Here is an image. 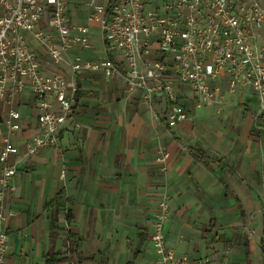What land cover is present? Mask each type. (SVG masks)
<instances>
[{"label":"crops","instance_id":"1","mask_svg":"<svg viewBox=\"0 0 264 264\" xmlns=\"http://www.w3.org/2000/svg\"><path fill=\"white\" fill-rule=\"evenodd\" d=\"M68 7L73 26L89 24L90 47L73 45L55 63L26 32L44 71L61 70L79 88L57 143L26 155L24 142L41 132L36 97L23 91L0 99V153L8 135L20 147L7 159L17 172L0 208L5 264H46L58 251L71 264H157L149 231L163 196L167 241L187 264H264V102L256 89L222 84L220 102L196 106L191 86L170 73L187 112L171 126L166 98L148 103L120 74L72 71L78 58L121 56L100 24L88 21L89 0H68ZM38 27L54 31L49 16ZM256 45L264 50V29ZM150 51L157 57L156 41ZM13 109L22 127L9 134Z\"/></svg>","mask_w":264,"mask_h":264},{"label":"built area","instance_id":"2","mask_svg":"<svg viewBox=\"0 0 264 264\" xmlns=\"http://www.w3.org/2000/svg\"><path fill=\"white\" fill-rule=\"evenodd\" d=\"M89 6L88 21L100 24L111 52L118 53L121 61L78 58L71 63L72 71L120 74L127 90H141L148 103L155 97L166 98L169 125L187 117L177 102L170 73L191 86L196 106L220 102L222 84L230 91L251 86L264 102V50L256 45L259 30L264 29V0H89ZM46 16L51 18L53 32L38 27ZM26 32H32L51 60L59 63L73 45L90 47L89 24H71L68 0H0V99L23 91L36 97L41 132L23 144L25 154L34 155L57 143L79 88L61 70L44 71ZM154 41L157 57H147ZM9 115L12 134L22 127L21 114L13 109ZM10 138L5 137L0 153V208L17 172L16 164L7 159L20 147ZM166 157L165 153L160 159ZM168 219L169 202L163 196L149 231L157 264H187V257L178 256L167 241ZM7 244L0 220V264H5Z\"/></svg>","mask_w":264,"mask_h":264},{"label":"trees","instance_id":"3","mask_svg":"<svg viewBox=\"0 0 264 264\" xmlns=\"http://www.w3.org/2000/svg\"><path fill=\"white\" fill-rule=\"evenodd\" d=\"M61 194H58L56 200H60ZM71 220V214L67 216ZM46 264H71V256L62 255V252H51L47 255Z\"/></svg>","mask_w":264,"mask_h":264}]
</instances>
